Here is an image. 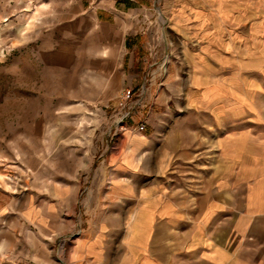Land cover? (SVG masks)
Wrapping results in <instances>:
<instances>
[{
  "label": "rangeland",
  "instance_id": "rangeland-1",
  "mask_svg": "<svg viewBox=\"0 0 264 264\" xmlns=\"http://www.w3.org/2000/svg\"><path fill=\"white\" fill-rule=\"evenodd\" d=\"M174 12L166 0H0V264L68 263L82 225L43 241L26 209L79 181L85 196L126 128L152 135L165 119L169 130L163 115L187 106L186 93L203 84L264 92V53L202 67L199 87ZM57 211L58 221L73 217Z\"/></svg>",
  "mask_w": 264,
  "mask_h": 264
},
{
  "label": "crops",
  "instance_id": "crops-1",
  "mask_svg": "<svg viewBox=\"0 0 264 264\" xmlns=\"http://www.w3.org/2000/svg\"><path fill=\"white\" fill-rule=\"evenodd\" d=\"M166 3L198 86L202 67L264 53V0ZM207 88L194 87L187 106L163 115L169 130L164 119L152 135L132 128L127 139L125 131L85 196L79 181L58 188L50 203L28 205L32 234L65 237L80 223L67 264H264V104L257 102L264 92L218 91L210 107ZM57 209L73 217L58 221Z\"/></svg>",
  "mask_w": 264,
  "mask_h": 264
},
{
  "label": "bare ground",
  "instance_id": "bare-ground-1",
  "mask_svg": "<svg viewBox=\"0 0 264 264\" xmlns=\"http://www.w3.org/2000/svg\"><path fill=\"white\" fill-rule=\"evenodd\" d=\"M175 24H176V18L174 17L173 18V25H175ZM104 55L106 56V51H104ZM218 89H219L218 87H210V88L205 89L204 98H206L208 101L214 99V97L216 98L218 95ZM126 130L129 131V134L127 133V139H131L132 138V136H131L132 129L126 128Z\"/></svg>",
  "mask_w": 264,
  "mask_h": 264
},
{
  "label": "built area",
  "instance_id": "built-area-1",
  "mask_svg": "<svg viewBox=\"0 0 264 264\" xmlns=\"http://www.w3.org/2000/svg\"><path fill=\"white\" fill-rule=\"evenodd\" d=\"M145 129V126L144 125H141V130H144Z\"/></svg>",
  "mask_w": 264,
  "mask_h": 264
}]
</instances>
